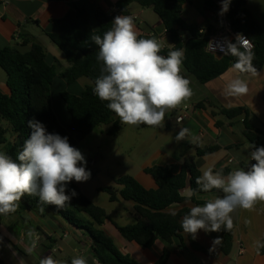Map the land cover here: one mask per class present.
<instances>
[{
    "label": "crops",
    "instance_id": "0c3cea01",
    "mask_svg": "<svg viewBox=\"0 0 264 264\" xmlns=\"http://www.w3.org/2000/svg\"><path fill=\"white\" fill-rule=\"evenodd\" d=\"M118 1L10 0L8 5L0 4V48L13 46L20 52L27 53L31 48L29 41L40 44L46 51L47 64H57L61 71L67 67L65 57L47 36V34L57 32L53 21L63 18L71 5L74 4L87 9L92 26L97 29L96 11L102 9L114 20L116 16L120 15L115 11V4ZM206 1L208 0H186L183 4L184 21L198 29H205V32H207L206 27L209 24L214 29L217 27L210 12L205 8ZM247 7L264 29V0H248ZM152 14L149 9L140 8L136 4L131 5L130 16L134 20L138 37L150 30L157 34L164 33L160 18ZM165 39H167L166 36ZM184 71L181 70V74L190 81L193 95L177 108L166 112L163 127L147 125L132 127V131L142 135L138 150L143 159L131 161L129 158L126 161L128 164L127 174L116 176L114 181L121 176L129 175L134 177L144 188L156 189L155 180L145 170L154 165H172L174 173L179 174L184 159L196 156L197 147L218 146L216 152L200 159L201 175L208 168H212L213 172H219L221 169L233 171L243 168L247 170L251 164L255 163L250 160L252 145L245 138L243 132L246 129L245 121L248 120L255 130L264 134V68L257 73L243 74L231 67L223 75L204 85L199 84ZM237 79L247 84L246 94L230 95L228 93V84ZM89 83L88 79L81 78L73 84H68L66 79L58 76L55 78L51 90L56 89L60 97L62 92L80 96ZM0 92L6 95L10 94L6 77L0 81ZM63 104L65 105L64 101ZM52 105L60 123L63 126L68 125L71 122V116L67 108L63 111L65 122H61L55 111L53 100ZM185 107H187L186 117L179 123L176 119L182 115ZM237 107L244 108V113L234 118H228L221 113L222 109L229 110ZM181 128H188L192 135L199 137L198 142L191 143L190 136L187 135L184 140L177 141L175 137ZM108 129L109 126L99 128L101 134L106 135ZM126 129H128V125L123 124L117 135L109 137L116 138L122 134H128L125 133ZM146 130L149 131L146 133ZM125 137L128 138L127 135ZM137 143L139 142L135 144ZM126 149L132 152V148ZM104 181L105 187L112 186L109 180L105 179ZM73 182L94 204L105 209L118 225L127 226L135 223L134 202L123 199L111 202L108 194L107 199L100 200L101 198L95 194L86 193L80 183ZM98 189H95L97 193L100 192ZM189 191H191L189 186L181 191V195L188 199L186 202L175 204L168 211L176 212L182 208L191 209L197 205L203 206L208 200L223 196L218 191H212L193 194L189 197ZM192 197L199 204L190 200ZM230 215L234 231L232 250L228 255L221 252L223 235L220 232L200 230L195 239L192 235L184 232L182 240L175 237L169 245L158 240L152 247L146 248L136 242L125 240L110 221H107L102 229L121 252L129 255L138 264H157L166 248L170 251V257L166 264H264V201H257L251 209L237 207ZM30 229H34L38 233V238L27 236ZM190 236L203 251H197L191 247ZM217 237L220 238V241L214 244L213 241ZM33 244H35V248L29 253L27 249ZM48 255L64 261L65 264H71V260L76 256L85 257L87 264H101L92 252V240L87 233L75 228L54 212H49L44 217L34 211L1 217V261L5 264H39L40 260Z\"/></svg>",
    "mask_w": 264,
    "mask_h": 264
},
{
    "label": "trees",
    "instance_id": "16d2710c",
    "mask_svg": "<svg viewBox=\"0 0 264 264\" xmlns=\"http://www.w3.org/2000/svg\"><path fill=\"white\" fill-rule=\"evenodd\" d=\"M185 1L119 0L115 4V11L120 15L130 16L132 4L153 10L160 18L169 41L175 46L174 49H184V70L199 84L204 85L220 77L231 67L237 69L235 64L238 57L226 54L216 58L206 50L208 38L216 30L209 24L206 34H201L198 27L187 24L183 19ZM247 2L248 0H232L228 16L232 32L246 35L254 45L251 63L256 71L237 69L243 74L257 73L264 68V29L248 9ZM219 3L221 0H208L205 8L210 13L217 12ZM95 18L97 29L93 28L87 9L73 4L63 18L53 21L57 32L47 36L65 57L67 67L61 71L57 64H47L46 51L40 44L29 41L31 48L27 53H22L13 46L0 48V67L6 74V84L10 90L9 95L0 92V145H6L4 153L13 160H17L19 152L23 150L24 142L31 132L27 122L33 118L43 123L49 133L68 137L69 143L75 148L78 147V142L100 127L109 126L106 132L108 136H115L121 131L123 124L119 117L107 108V101H101L93 92L95 80L101 75L103 62L97 59L98 46L92 42L91 36L103 37V34L113 27V19L102 9L96 11ZM138 38L147 37L142 34ZM240 51L244 50L240 48ZM58 76L66 79L68 84H73L81 78L90 81L80 96L68 92L61 93L71 116V122L67 126L60 123L52 105L51 87ZM221 113L228 118H234L244 113V108L222 109ZM3 121L8 122V128L2 126ZM245 126L243 135L249 143L258 147L264 146V134L255 130L248 120L245 121ZM9 132L10 139L7 137ZM217 150L218 146L197 147L196 156L184 159L179 174L174 173L172 165H154L147 168L145 172L152 176L157 184V188L153 190L144 188L129 175L117 178L114 186L99 188L98 191L109 195L111 202L123 199L135 203V223L132 225L120 226L115 223L106 210L94 204L73 181L68 185V189H75L78 196L63 208L42 204L38 196L25 194L17 202L16 211L6 216L34 211L44 217L49 212H54L75 228L87 233L92 240V252L101 264H138L115 245L102 229L104 224L110 221L125 240L146 248L152 247L158 240L167 245L171 244L175 237L182 240L184 231L180 226L181 220L190 209L182 208L176 211L175 215L168 209L188 200L181 195V191L187 186L194 195L206 193L196 184V178L201 175L200 159ZM219 172L225 176L230 170L221 169ZM212 191L224 195L222 190L218 189L208 192ZM190 200L195 201L193 197ZM2 216L0 214V220ZM233 231L234 225L230 230L222 226L219 231L223 235L220 249L225 255L231 253ZM189 239L193 249L203 251L191 236ZM169 257L170 251L166 248L157 264H166ZM0 264L5 263L0 260Z\"/></svg>",
    "mask_w": 264,
    "mask_h": 264
},
{
    "label": "clouds",
    "instance_id": "9594fccd",
    "mask_svg": "<svg viewBox=\"0 0 264 264\" xmlns=\"http://www.w3.org/2000/svg\"><path fill=\"white\" fill-rule=\"evenodd\" d=\"M231 0H221L220 15L229 10ZM113 27L103 34L91 36L98 46L97 59L103 62L101 75L96 78L94 94L107 101V108L126 125L161 128L169 110L177 108L193 95L190 81L181 74L184 49L159 53L164 45L155 37L138 38L131 16L118 15ZM243 48L244 51H240ZM224 54L238 57L235 67L255 72L251 61L253 53L243 34H236V42L222 49ZM230 95H243L248 91L242 80L228 84ZM31 129L17 160L0 152V214L14 213L18 201L27 194L38 196L42 204L63 208L78 196L68 185L87 182L91 171L82 152L73 147L68 137L49 133L43 123L35 118L27 122ZM190 136L191 143L199 137L188 128H181L175 139L182 141ZM250 160L254 164L245 170L238 168L226 176L208 168L196 178L202 191L222 190L224 195L208 200L203 206H194L181 220L182 230L195 239L200 230L219 232L224 226H233L231 213L237 208L251 209L257 201H264V146H251ZM194 192L189 191V197ZM171 207H174L172 205ZM175 215V212L172 213ZM29 238H38L34 229L27 232ZM217 237L213 243H219ZM35 244L27 251L31 253ZM39 264H65L48 255ZM71 264H87L83 256H76Z\"/></svg>",
    "mask_w": 264,
    "mask_h": 264
},
{
    "label": "rangeland",
    "instance_id": "374dc122",
    "mask_svg": "<svg viewBox=\"0 0 264 264\" xmlns=\"http://www.w3.org/2000/svg\"><path fill=\"white\" fill-rule=\"evenodd\" d=\"M136 5L140 7L138 4ZM149 10L153 13L152 15L158 17L153 10ZM181 70L184 71L182 66ZM5 77L6 74L0 67V81ZM51 98L54 103L55 111L61 122H65L63 111H65L66 107L56 89L51 90ZM1 124L4 127H9V124L6 121H3ZM132 127V125H128V129H126L127 132H125L128 134H122L116 138L109 137L106 134H101L98 129L89 134L84 140L78 142L77 149H79L84 155L87 161L86 167L91 171V178L87 182L80 183V186L86 193L90 194L91 192V194L93 193L97 197L101 198L100 200L107 199L108 195L106 193H97L95 189L104 188L106 186L104 181L105 179L109 180L111 185L114 186L116 181H114V178H116V176L120 174H127L128 164L126 161L129 158L131 161L133 159H136L137 161L143 159L142 154L138 150L140 141L142 140V135L139 132L136 133L132 131ZM148 131L149 130H146L145 132L147 133ZM126 135L128 138L125 137ZM7 137L9 139L11 138V132L7 134ZM136 142L139 143L135 144ZM126 148H132V152L128 151ZM5 150L6 145H0V152H5ZM135 163L137 162L135 161Z\"/></svg>",
    "mask_w": 264,
    "mask_h": 264
},
{
    "label": "built area",
    "instance_id": "2783aa9c",
    "mask_svg": "<svg viewBox=\"0 0 264 264\" xmlns=\"http://www.w3.org/2000/svg\"><path fill=\"white\" fill-rule=\"evenodd\" d=\"M9 3H10V0H0V4L2 5H8ZM231 3H232V0H231ZM231 3H230V6H231ZM230 6H229V10L226 13H224L223 15H220L221 3H219L218 11L210 13L211 18L217 24V27L215 29L216 32L211 34L208 38L206 50L210 54L214 55L216 58H221L225 56L226 54L223 53L222 49H226L227 44L229 42L232 43L233 41H236V34L232 32L231 25H230L229 18H228L230 14ZM199 31L201 34H206L205 29H199ZM144 35L147 38L155 37L164 45V47L161 49V52L159 53L160 55L167 56L169 51L174 50L175 46L169 41L168 34L165 30L163 34H157L155 31L150 30ZM165 36L167 37V39H165ZM243 36L246 39H248L250 43V51H252L254 49V45L252 41L246 35H243ZM186 110H187V107L184 108L182 115L177 117L176 119L177 122L180 123L185 119Z\"/></svg>",
    "mask_w": 264,
    "mask_h": 264
}]
</instances>
